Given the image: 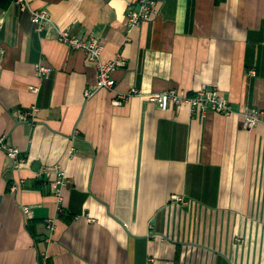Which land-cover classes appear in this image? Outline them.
<instances>
[{"label":"crops","instance_id":"1","mask_svg":"<svg viewBox=\"0 0 264 264\" xmlns=\"http://www.w3.org/2000/svg\"><path fill=\"white\" fill-rule=\"evenodd\" d=\"M154 1L155 16L129 25V0H0V137L18 149L0 144V264H264V113L241 125L264 111V0ZM31 8L48 11L39 30ZM60 29L121 55L112 88L84 96L96 66ZM202 87L231 112L150 98Z\"/></svg>","mask_w":264,"mask_h":264},{"label":"built area","instance_id":"2","mask_svg":"<svg viewBox=\"0 0 264 264\" xmlns=\"http://www.w3.org/2000/svg\"><path fill=\"white\" fill-rule=\"evenodd\" d=\"M21 7L27 5V0H14ZM158 12L157 3L154 0H129L127 3L126 9V23L129 25H137L142 21H147L155 16ZM48 11L45 8H31L30 9V20L36 26V29L39 30L43 22L47 19ZM59 40L67 44L72 49H82L85 51L87 57L94 62L97 73L96 81L93 87H86L83 90L85 97L91 96L99 88H112L114 84V79L112 77V71L116 68L117 65L124 63L121 55H116L112 59L104 60L101 58V49L102 46L95 38H90L89 41H83L77 37L71 35L67 29H60L58 31ZM50 68L48 66L36 64L35 73L37 76H46ZM254 69L248 70V75H253ZM30 91L36 92L38 86L29 85ZM134 91V90H133ZM127 94H119L114 97L111 102L113 104H121L126 98ZM151 100L156 102L159 108L167 109L171 106L187 105L191 112H197L200 115L204 114L206 109H212L215 112L221 114H229L231 112V107L227 99L219 95L216 90L202 87L200 90L194 94H187L184 90H177L174 88H168L161 92H156L151 95ZM33 111L35 108L32 109ZM264 111L249 109L243 113L241 125L244 128H251L258 123L262 122L260 119L261 114ZM18 118L24 119L26 113L23 111H18ZM0 144H4L3 137H0ZM6 154L8 157L16 159L18 154V149L7 146ZM72 150V149H71ZM54 180L51 182L52 190L55 194L57 205V211H60L63 207V189L66 183V175L64 168L55 163L53 165ZM44 174L48 175L49 171H44ZM41 173H39L40 175ZM22 182L21 179L16 181L11 185V190L15 191L19 184ZM21 211L24 217H29L31 215L30 208L27 205H22ZM53 217H48L46 219V224L49 229L53 228L52 223ZM42 264H46L45 260L42 261Z\"/></svg>","mask_w":264,"mask_h":264}]
</instances>
